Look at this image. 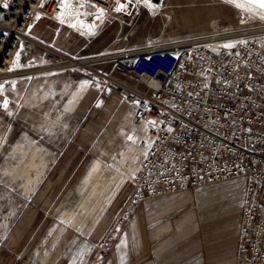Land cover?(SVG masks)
<instances>
[{
	"label": "rangeland",
	"instance_id": "obj_1",
	"mask_svg": "<svg viewBox=\"0 0 264 264\" xmlns=\"http://www.w3.org/2000/svg\"><path fill=\"white\" fill-rule=\"evenodd\" d=\"M119 2L126 5L122 11H116L117 0L106 7L71 0L79 15H65L61 23L57 0L32 33L72 61L46 66L37 48L22 53L15 66L23 68L0 81V264H99L116 242L101 246L131 189L147 137L120 94L100 95L88 68L108 70L112 62L99 63L96 55L264 26L229 5L208 12L198 1ZM218 183L232 201L244 194L242 178Z\"/></svg>",
	"mask_w": 264,
	"mask_h": 264
},
{
	"label": "built area",
	"instance_id": "obj_2",
	"mask_svg": "<svg viewBox=\"0 0 264 264\" xmlns=\"http://www.w3.org/2000/svg\"><path fill=\"white\" fill-rule=\"evenodd\" d=\"M56 1L0 0V81L23 68L15 66L22 53L37 48L46 66L72 61L32 33ZM88 1L103 7L116 2ZM94 59L112 62L108 70L89 67L100 95L120 94L147 137L140 167L102 248L117 240L146 200L242 178L237 264H264V26Z\"/></svg>",
	"mask_w": 264,
	"mask_h": 264
},
{
	"label": "crops",
	"instance_id": "obj_3",
	"mask_svg": "<svg viewBox=\"0 0 264 264\" xmlns=\"http://www.w3.org/2000/svg\"><path fill=\"white\" fill-rule=\"evenodd\" d=\"M188 1L192 6L198 1L208 12L210 8L217 12L218 6H233L264 21L260 18L264 13L248 11V5L238 8L228 0ZM95 172L94 164L88 177ZM223 187V183L211 184L146 200L102 254L99 264H237L243 195L232 201Z\"/></svg>",
	"mask_w": 264,
	"mask_h": 264
},
{
	"label": "snow or ice",
	"instance_id": "obj_4",
	"mask_svg": "<svg viewBox=\"0 0 264 264\" xmlns=\"http://www.w3.org/2000/svg\"><path fill=\"white\" fill-rule=\"evenodd\" d=\"M145 4L149 3V0H144ZM228 2H232L235 3V6L238 8H245L246 5H248L249 7L246 9L248 11H253V10H259V13H264V0H245V3H236L235 0H228ZM59 3L61 4L62 9H64V11H61L60 15H59V19L61 23H64V17L65 15L68 16H72V15H79V12L76 10H73L72 8V4H71V0H59ZM129 3H131V0H129ZM117 4L118 7L116 8V11H122L125 9L126 5L122 4L119 2V0H117ZM84 3H80L79 7H84ZM104 16V12L103 9L100 10L97 18H101ZM261 19H264V15H260ZM71 27H76V24H71ZM81 27H84L83 23H81L80 25ZM93 26H89V30H91ZM225 47H232V45H225ZM2 90V89H0ZM3 108L5 110H7L8 108V101L5 100L3 103ZM154 123V122H153ZM129 139H132L131 137H129Z\"/></svg>",
	"mask_w": 264,
	"mask_h": 264
},
{
	"label": "bare ground",
	"instance_id": "obj_5",
	"mask_svg": "<svg viewBox=\"0 0 264 264\" xmlns=\"http://www.w3.org/2000/svg\"><path fill=\"white\" fill-rule=\"evenodd\" d=\"M20 61V60H19ZM18 62V61H17ZM80 65H81V63H80ZM89 69V68H88ZM8 77V76H7Z\"/></svg>",
	"mask_w": 264,
	"mask_h": 264
}]
</instances>
